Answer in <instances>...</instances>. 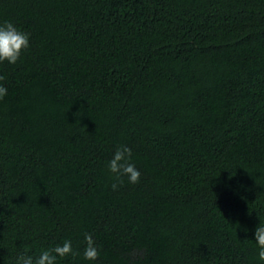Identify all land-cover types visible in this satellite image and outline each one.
<instances>
[{"label":"trees","instance_id":"16d2710c","mask_svg":"<svg viewBox=\"0 0 264 264\" xmlns=\"http://www.w3.org/2000/svg\"><path fill=\"white\" fill-rule=\"evenodd\" d=\"M5 22L30 40L0 62V264L65 241L56 264H264V0H0Z\"/></svg>","mask_w":264,"mask_h":264},{"label":"clouds","instance_id":"9594fccd","mask_svg":"<svg viewBox=\"0 0 264 264\" xmlns=\"http://www.w3.org/2000/svg\"><path fill=\"white\" fill-rule=\"evenodd\" d=\"M29 34L20 31L13 23L5 22L0 25V62H8L15 65L21 57L22 52L29 47ZM5 77L0 75V80ZM7 95V89L0 86V99ZM132 151L127 146H120L115 151L113 158L108 162V170L114 175L117 181L122 182V177H128L130 183H138L141 173L136 166L131 163ZM117 188L113 184V189ZM255 241L258 245L259 261L264 262V224L255 231ZM86 247L84 249V258L89 261H95L99 257V250L90 234H85ZM68 255H78L73 253L70 241H65L62 245L45 250L38 257L33 258L31 255L20 254L16 264H56L57 257Z\"/></svg>","mask_w":264,"mask_h":264}]
</instances>
